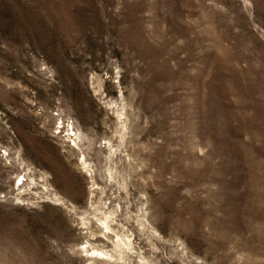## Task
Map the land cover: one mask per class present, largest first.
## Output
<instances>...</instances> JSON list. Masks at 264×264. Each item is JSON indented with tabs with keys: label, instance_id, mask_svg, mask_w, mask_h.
<instances>
[{
	"label": "rangeland",
	"instance_id": "1",
	"mask_svg": "<svg viewBox=\"0 0 264 264\" xmlns=\"http://www.w3.org/2000/svg\"><path fill=\"white\" fill-rule=\"evenodd\" d=\"M0 264H264V0H0Z\"/></svg>",
	"mask_w": 264,
	"mask_h": 264
},
{
	"label": "bare ground",
	"instance_id": "2",
	"mask_svg": "<svg viewBox=\"0 0 264 264\" xmlns=\"http://www.w3.org/2000/svg\"><path fill=\"white\" fill-rule=\"evenodd\" d=\"M84 166L86 167V164L84 163ZM103 219H104V221L102 222L103 223V225L105 224V228H104V235L106 236V237H108L107 236V234H108V232L110 231V230H113V228L110 226V220H111V216H110V214H107V213H104V216H103ZM83 223H85V222H83ZM115 232L117 231L116 229L114 230ZM117 235H116V237H117V239L116 240H122L123 242H125L126 243V241H128V243H130L129 241H131L130 239H131V237H126V235L125 234H123V233H119V231L116 233ZM93 234H88V235H86V237H87V243H89V241L88 240H90V237L92 236ZM112 241H113V239H112ZM117 245H119V243H118V241H117ZM83 246V249L84 250H86V251H92V254H93V252H95V250L96 249H98L95 245L93 246L92 245V249H88L87 247V245L86 244H84V245H82ZM98 253H100V254H104V255H111L112 253H109V251H107V250H104V249H100V252H98Z\"/></svg>",
	"mask_w": 264,
	"mask_h": 264
}]
</instances>
